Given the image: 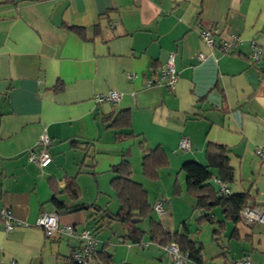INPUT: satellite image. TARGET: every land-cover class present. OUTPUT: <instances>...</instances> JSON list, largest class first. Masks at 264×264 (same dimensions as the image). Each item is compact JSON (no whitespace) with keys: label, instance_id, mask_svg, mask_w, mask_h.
Instances as JSON below:
<instances>
[{"label":"crops","instance_id":"1","mask_svg":"<svg viewBox=\"0 0 264 264\" xmlns=\"http://www.w3.org/2000/svg\"><path fill=\"white\" fill-rule=\"evenodd\" d=\"M206 26L217 41L232 33L243 42L227 53L210 48L199 35ZM251 40L262 49L257 64ZM169 53L174 86H146ZM107 90L121 97L96 104L95 94ZM122 109L130 111V128L114 130L101 120ZM129 131L136 136L116 139ZM43 132L52 161L42 168L27 160V151L38 150ZM183 137L188 151L177 147ZM140 142L160 148L167 160L158 168L157 190L146 191L154 192L151 204L162 201L166 213L157 219L166 230L185 222L202 246V264H235L243 255L264 264V224L240 219L219 227V207L211 210L214 224L196 222L204 210L193 209L180 171L185 161L206 162L208 142L225 146L234 172L225 183L229 193H247L245 206H264V160L255 153L264 146V0H0V208L27 224L5 232L0 221V264H74L77 239L47 237L36 225L42 212L96 232L92 264H166L148 235L140 243L124 240V227L109 217L118 207L112 211L100 198L110 193V168L122 156L131 178L148 183ZM69 177L80 189L77 199L64 191ZM216 179L210 183L218 189ZM54 189L65 208L56 207Z\"/></svg>","mask_w":264,"mask_h":264},{"label":"trees","instance_id":"2","mask_svg":"<svg viewBox=\"0 0 264 264\" xmlns=\"http://www.w3.org/2000/svg\"><path fill=\"white\" fill-rule=\"evenodd\" d=\"M70 30L77 34H81V28L68 26ZM61 89L60 85L55 90ZM101 120L107 127L114 130L130 128V111L128 109L119 110L116 113L102 116ZM131 131L118 132L116 139L135 137ZM142 146V173L151 180L158 179V168L166 163V158L160 148L148 149ZM205 163H199L194 160H188L182 163L180 171L185 174L186 193L192 197L193 209L204 210L202 216L196 219V222L207 220L209 223H215L211 214L214 207H219L224 215V220L216 221L217 226H224L226 220L236 223L240 220L239 212L246 205L247 193H228L223 194L219 188L216 189L210 183L212 177H216L223 183H229L233 180L234 172L230 165L229 149L225 146L208 142L204 148ZM110 186L112 187L117 201L118 212L109 213V217L122 224L125 229L123 235L124 240L134 243H140L144 235H148L151 242L165 246L175 243L182 252H187L189 258L196 264H202V246L201 244L190 238L188 234L187 224L181 222L182 229L168 231L164 228L161 221L153 217L152 205L147 197V192L141 183L131 178L130 162L126 156H122L121 160L111 166ZM52 200L58 209L65 208V205L56 198L55 189ZM64 191L70 198L77 199L80 196V189L76 183L75 177H69L65 182ZM178 195L179 192H175ZM96 212L100 208L95 205ZM134 218H138L137 222H132ZM145 219L149 220L147 229L141 228L139 223ZM99 226L96 231L101 228ZM98 254V253H97ZM95 253V256L97 255ZM100 255L103 252H99ZM105 256V255H104Z\"/></svg>","mask_w":264,"mask_h":264},{"label":"built area","instance_id":"3","mask_svg":"<svg viewBox=\"0 0 264 264\" xmlns=\"http://www.w3.org/2000/svg\"><path fill=\"white\" fill-rule=\"evenodd\" d=\"M199 35L204 41V43L212 48L217 46L220 51L227 53L232 52L236 49L239 44H242L243 39L237 34H229V39L216 40L217 32L211 27H203L199 31ZM250 46V56L252 62L257 64L262 55V49L253 40L249 43ZM199 59H202L203 54H198ZM130 78H133L134 74H128ZM177 80V72L174 65V54L169 53L166 62L160 68V74L157 78L147 79L145 82L146 86H165L167 88H172ZM121 94L115 90H107L95 94L94 102L96 104H101L103 102L115 103L119 100ZM51 145V140L49 136L43 132L38 140V150L30 148L27 151V160L31 163L36 164L39 167L47 166L51 161V155L48 151ZM178 149L181 151H188L190 143L187 138H181L177 145ZM256 155L264 160V146H260L255 150ZM219 185V190L223 194H228L229 191L225 183L216 179ZM152 209L159 215H164L166 213L162 201H156L152 205ZM240 219L246 224H251L254 222H260L264 224V206H244L239 212ZM0 221L2 224V229L5 232H10L17 227L27 226L25 222L17 220L9 207L0 208ZM36 225L42 229L44 234L52 238L54 236L69 235L77 239L78 243L71 255V260L74 264H92L96 252V240L91 229L83 228L78 230L74 225L71 224H61L59 222V217L57 212H42L37 219ZM149 242L141 243L140 246L146 247ZM158 247L165 252L168 257L166 264H196L190 258L187 252H182L175 243H170L165 246ZM7 264H16L14 260L9 261ZM110 264H128L125 261L111 262ZM235 264H253L249 255H243Z\"/></svg>","mask_w":264,"mask_h":264},{"label":"rangeland","instance_id":"4","mask_svg":"<svg viewBox=\"0 0 264 264\" xmlns=\"http://www.w3.org/2000/svg\"><path fill=\"white\" fill-rule=\"evenodd\" d=\"M164 174V173H163ZM165 176V175H164ZM146 179L148 180L147 182L148 183H146L145 185H144V187H145V189H146V191L148 190V191H150V190H157V188H156V185H155V182H157V180H151V179H149V178H147L146 177ZM167 182V181H166ZM166 182H165V184H166ZM164 184V186H166ZM157 185H159V183L157 182ZM108 188V189H107ZM87 189V188H86ZM109 190V194L108 195H110V196H108V195H106V196H104L103 195V197H100L101 198V200H103V201H110V203H108V205H109V209H111L112 211H116V209H117V207H118V201H117V198H116V195H114L113 194V190H112V188L111 187H106L105 186V190ZM84 191H86V190H84ZM154 193V192H153ZM153 193H151V192H149V194L147 193V197H148V200L149 201H152V199L154 200V198H152L153 197ZM88 194V193H87ZM86 194V195H87ZM89 195V194H88ZM157 216H160L159 214H157L156 212H154L153 211V217L155 218V219H157L158 217ZM140 225V227L141 228H143V229H147L148 228V225H149V220L148 219H145V220H143V221H141L140 223H139ZM114 226H119L118 224L116 225V223H115V225ZM108 232H110V230H108ZM93 234H95L96 235V232H94Z\"/></svg>","mask_w":264,"mask_h":264},{"label":"water","instance_id":"5","mask_svg":"<svg viewBox=\"0 0 264 264\" xmlns=\"http://www.w3.org/2000/svg\"><path fill=\"white\" fill-rule=\"evenodd\" d=\"M62 212H60V214H61ZM138 220H141V219H138V218H134L133 220H132V222H137Z\"/></svg>","mask_w":264,"mask_h":264}]
</instances>
